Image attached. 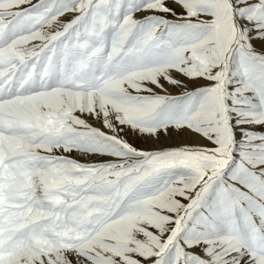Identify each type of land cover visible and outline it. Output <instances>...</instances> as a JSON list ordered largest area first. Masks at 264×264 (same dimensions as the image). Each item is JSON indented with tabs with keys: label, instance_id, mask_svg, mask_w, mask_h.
<instances>
[{
	"label": "snow or ice",
	"instance_id": "obj_1",
	"mask_svg": "<svg viewBox=\"0 0 264 264\" xmlns=\"http://www.w3.org/2000/svg\"><path fill=\"white\" fill-rule=\"evenodd\" d=\"M0 264H264V0H0Z\"/></svg>",
	"mask_w": 264,
	"mask_h": 264
}]
</instances>
